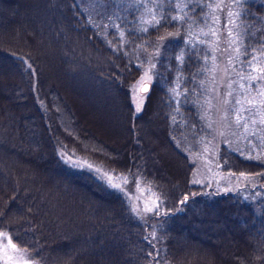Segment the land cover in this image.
I'll list each match as a JSON object with an SVG mask.
<instances>
[{"label": "trees", "instance_id": "1", "mask_svg": "<svg viewBox=\"0 0 264 264\" xmlns=\"http://www.w3.org/2000/svg\"><path fill=\"white\" fill-rule=\"evenodd\" d=\"M195 1L187 4L194 25L206 0ZM164 2L165 15L140 32L128 8L120 33L78 0H0V232L38 264H264V163L223 143L219 168L260 183L220 191L190 180L193 162L176 141L205 131L210 56L187 40L188 19L173 14V0ZM236 28V66L247 71L264 53V0H237ZM156 46L136 110L137 53ZM74 97L88 108L111 103L117 142L85 120ZM94 166L141 181L158 208L137 212Z\"/></svg>", "mask_w": 264, "mask_h": 264}, {"label": "rangeland", "instance_id": "2", "mask_svg": "<svg viewBox=\"0 0 264 264\" xmlns=\"http://www.w3.org/2000/svg\"><path fill=\"white\" fill-rule=\"evenodd\" d=\"M78 1L94 20L102 22L107 19L114 23L120 33L122 29L118 27V23L127 21L128 8L136 9L138 18L136 30L138 32L144 31L165 15L160 11L165 0H114L120 9H111L102 0ZM189 1L173 0L176 6L173 8L177 10L173 11V14L180 17L179 13H175L180 11L188 19L184 24L187 40L200 42L209 50L210 67L204 75L206 86L204 96L201 98L203 104L199 110L205 131L200 136L188 133L176 142L183 147L193 162L191 182L203 184L206 187L213 188L214 186L220 191L243 188L244 185H246L245 188H251L255 183H260L258 177L249 173L221 170L217 163V151L224 143L264 163V53L253 57V59L257 58V61H250L251 68L247 71L238 69L239 65L236 66L240 49L238 28H236L237 0H206L202 10V19L195 25L192 22L193 14L187 9ZM173 36H175L174 32L167 39ZM158 46L148 50L141 49L137 53L142 69L140 76L131 86L132 101L136 110L141 108L146 93L143 88L145 86L148 88L153 78ZM259 58L262 61H258ZM174 95L177 96L178 92L176 91ZM74 101L90 125L95 126L106 138L117 142L116 134L119 131L114 124L115 110L111 103L105 102L92 109L81 105L76 97ZM100 117L103 120L100 121ZM156 153L160 156L164 154L162 151H156ZM168 157L170 159V156ZM76 161L80 164L95 165L82 158H77ZM161 161L165 165V156L161 158ZM94 167L108 180H112L111 183L113 182L128 194L137 212H148L149 209L154 211L158 208L157 197L141 181L134 180L128 184L127 178L115 180L110 172L97 166ZM261 187H263L261 191H264V182L261 183ZM257 194V191L251 193L252 196ZM235 234L233 235L239 238V235ZM5 236L9 237L6 233L0 232V264H23L25 260L28 264H38L11 240L17 249L13 250L4 238Z\"/></svg>", "mask_w": 264, "mask_h": 264}, {"label": "snow or ice", "instance_id": "3", "mask_svg": "<svg viewBox=\"0 0 264 264\" xmlns=\"http://www.w3.org/2000/svg\"><path fill=\"white\" fill-rule=\"evenodd\" d=\"M148 89H147V87L145 86L144 88H143V91H147ZM238 119H239V117H238ZM149 211H151V209H149ZM5 239H7V241H8V244H9V246L13 249V250H17L16 249V245L15 244H13L12 242H11V238L10 237H4ZM23 264H28V261H24L23 262Z\"/></svg>", "mask_w": 264, "mask_h": 264}]
</instances>
